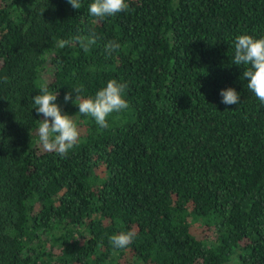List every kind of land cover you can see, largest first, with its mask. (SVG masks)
Returning <instances> with one entry per match:
<instances>
[{
	"label": "trees",
	"instance_id": "16d2710c",
	"mask_svg": "<svg viewBox=\"0 0 264 264\" xmlns=\"http://www.w3.org/2000/svg\"><path fill=\"white\" fill-rule=\"evenodd\" d=\"M92 2L0 0V264H264V104L232 63L264 0H127L103 21ZM112 79L129 107L107 128L64 100ZM43 82L80 129L63 157L39 142Z\"/></svg>",
	"mask_w": 264,
	"mask_h": 264
},
{
	"label": "clouds",
	"instance_id": "9594fccd",
	"mask_svg": "<svg viewBox=\"0 0 264 264\" xmlns=\"http://www.w3.org/2000/svg\"><path fill=\"white\" fill-rule=\"evenodd\" d=\"M74 8H81V0H67ZM129 9L127 0H93L89 5V15L97 21H103L106 17L115 16ZM73 40L78 42L85 52L97 42L95 32L88 35H77ZM68 42H64V46ZM117 40H109L104 45L107 55L111 56L120 49ZM232 63L244 66L242 78L247 80V88L255 94L259 101L264 104V36L256 38L249 34H241L234 41V57ZM128 85L116 79L109 80L106 87L98 90L94 96L83 97L80 93L83 86H79L64 96L65 102L72 101L78 105V113L82 116L94 119L100 128H107L108 118L113 113L126 110L129 104L125 98ZM73 92L76 93L73 100ZM58 92L50 91L47 82L40 84V94L32 97V104L37 114L42 115L39 120L38 135L42 148L48 152H56L61 157L77 145L80 139V129L75 115L63 114L61 107L56 103ZM222 103L237 105L240 103V93L234 88L222 89L220 92ZM136 231H121L119 234L110 236L111 245L116 249H126L136 238Z\"/></svg>",
	"mask_w": 264,
	"mask_h": 264
},
{
	"label": "rangeland",
	"instance_id": "374dc122",
	"mask_svg": "<svg viewBox=\"0 0 264 264\" xmlns=\"http://www.w3.org/2000/svg\"><path fill=\"white\" fill-rule=\"evenodd\" d=\"M44 76H46V74H44Z\"/></svg>",
	"mask_w": 264,
	"mask_h": 264
}]
</instances>
